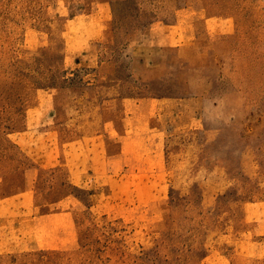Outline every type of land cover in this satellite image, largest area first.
<instances>
[{"label": "rangeland", "instance_id": "374dc122", "mask_svg": "<svg viewBox=\"0 0 264 264\" xmlns=\"http://www.w3.org/2000/svg\"><path fill=\"white\" fill-rule=\"evenodd\" d=\"M66 5L0 0V264H264V98L243 112L237 97L207 107L205 128L171 137L168 221L159 209L115 212L86 200L90 178L71 177L66 162L88 157L81 138L99 129L83 95L99 69L89 54L99 50L53 66ZM192 5L212 88L213 66L215 77L253 88L264 63V0ZM213 14L230 21L216 50ZM64 29L74 45L75 25ZM65 101L71 113L56 114Z\"/></svg>", "mask_w": 264, "mask_h": 264}, {"label": "crops", "instance_id": "0c3cea01", "mask_svg": "<svg viewBox=\"0 0 264 264\" xmlns=\"http://www.w3.org/2000/svg\"><path fill=\"white\" fill-rule=\"evenodd\" d=\"M69 1L81 2L80 8ZM192 1L68 0L65 13L72 14L65 16L64 27L67 22L75 25L73 37L78 40L69 45L64 27L60 44L53 36V66H71L73 56L78 65V53L95 45L99 50L89 54L99 69L85 86L88 94H83L98 115L99 129L81 138V153L86 149L89 156L66 162L71 177L90 178L89 203H108L115 212L159 209L168 221L171 137L205 128L202 113L207 107L215 109L237 97L242 111L264 98V63L253 88L227 82L221 72L215 77L213 66L212 88L211 76L201 69L208 46L199 27L201 13H195ZM217 17L213 14V50L218 48L215 38L223 31L221 24L228 28L230 23ZM256 91L260 93L255 98ZM61 110L71 113L67 101L56 106V114ZM237 134L244 138L243 132Z\"/></svg>", "mask_w": 264, "mask_h": 264}]
</instances>
